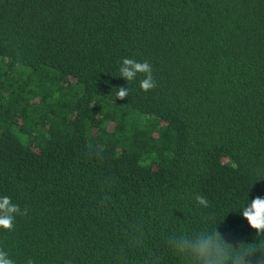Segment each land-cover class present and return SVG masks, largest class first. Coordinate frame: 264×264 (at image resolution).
I'll list each match as a JSON object with an SVG mask.
<instances>
[{"label": "trees", "instance_id": "16d2710c", "mask_svg": "<svg viewBox=\"0 0 264 264\" xmlns=\"http://www.w3.org/2000/svg\"><path fill=\"white\" fill-rule=\"evenodd\" d=\"M2 196L15 264H264V0H0Z\"/></svg>", "mask_w": 264, "mask_h": 264}, {"label": "clouds", "instance_id": "9594fccd", "mask_svg": "<svg viewBox=\"0 0 264 264\" xmlns=\"http://www.w3.org/2000/svg\"><path fill=\"white\" fill-rule=\"evenodd\" d=\"M138 74H143V79L139 83L142 91L147 92L157 86L152 74V65L148 61L138 62L132 58H124L119 67V76L126 82H132ZM129 92L128 87L121 86L118 88L116 97L123 100L129 96ZM102 151V149H99L96 155L99 157ZM195 199L200 205L208 206L206 198L196 195ZM17 215H27V212H21L20 207L12 203L11 197H0V228L8 231L13 230ZM242 215L251 228L256 229L257 232H264V197L253 198L243 209ZM196 250L199 255L206 258V264H213L211 259H207L210 256V242L208 240L199 242ZM0 264H15L14 260L9 258L8 253L3 249H0ZM28 264H33L32 260H29ZM240 264H244L242 259Z\"/></svg>", "mask_w": 264, "mask_h": 264}]
</instances>
